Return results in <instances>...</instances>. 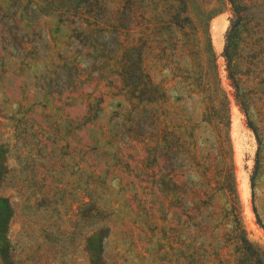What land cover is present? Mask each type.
Returning a JSON list of instances; mask_svg holds the SVG:
<instances>
[{
    "label": "rangeland",
    "instance_id": "1",
    "mask_svg": "<svg viewBox=\"0 0 264 264\" xmlns=\"http://www.w3.org/2000/svg\"><path fill=\"white\" fill-rule=\"evenodd\" d=\"M186 3L173 26V0H0V264L264 263V0ZM138 49L167 88L153 130ZM213 56L226 137L191 77Z\"/></svg>",
    "mask_w": 264,
    "mask_h": 264
},
{
    "label": "trees",
    "instance_id": "2",
    "mask_svg": "<svg viewBox=\"0 0 264 264\" xmlns=\"http://www.w3.org/2000/svg\"><path fill=\"white\" fill-rule=\"evenodd\" d=\"M13 1V0H12ZM177 2V5H170V12L168 13V23L170 25H175L177 21L183 16L188 24L193 25V18L191 12L186 8V0H173ZM233 2V0H229ZM37 3H33V5ZM183 5L184 8H183ZM234 13L238 15L239 11L234 8ZM205 29H207V24H205ZM137 46L132 45L134 51L137 50ZM139 50V49H138ZM222 56L225 61V71L226 78L229 81V85L234 89L233 96L236 101L243 105L245 101L242 97L241 84L243 82V77L241 73L240 66L235 58V45L231 41L228 34H225L224 45ZM214 62V76L202 75L200 73L192 72V82L198 88L201 94H203V102L205 104V114L210 115L213 118L216 126L222 134L226 137V127L230 125V113H229V98L226 90L222 87L218 66L216 65V59L213 56ZM132 69H135L136 76L132 83V89L135 92V98L137 99L139 106V117H141L144 112L148 113L150 119V130H153L158 121L157 107L158 103L165 101L167 88L165 85L155 83L154 80L148 75L142 67L141 52L136 53V57L132 60ZM191 82V83H192ZM245 112V110H244ZM226 180L228 184H231L230 190L232 193L235 191V186L232 184L233 173L228 170ZM242 241L246 246H252V243L243 235ZM254 264H264L262 259L257 255L253 259Z\"/></svg>",
    "mask_w": 264,
    "mask_h": 264
},
{
    "label": "bare ground",
    "instance_id": "3",
    "mask_svg": "<svg viewBox=\"0 0 264 264\" xmlns=\"http://www.w3.org/2000/svg\"><path fill=\"white\" fill-rule=\"evenodd\" d=\"M225 25H226V20H224V19H222L221 21H219L217 23V25H216L215 40H216V44H217V46H218L219 49L222 46L220 34L222 33L223 29L225 28Z\"/></svg>",
    "mask_w": 264,
    "mask_h": 264
},
{
    "label": "water",
    "instance_id": "4",
    "mask_svg": "<svg viewBox=\"0 0 264 264\" xmlns=\"http://www.w3.org/2000/svg\"><path fill=\"white\" fill-rule=\"evenodd\" d=\"M220 36H221V34H220Z\"/></svg>",
    "mask_w": 264,
    "mask_h": 264
}]
</instances>
